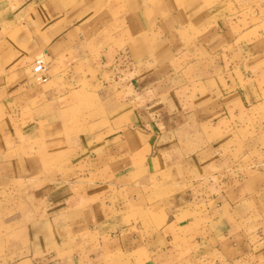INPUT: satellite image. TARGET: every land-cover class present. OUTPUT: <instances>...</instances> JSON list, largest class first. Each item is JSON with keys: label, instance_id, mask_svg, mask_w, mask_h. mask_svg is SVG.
<instances>
[{"label": "crops", "instance_id": "obj_1", "mask_svg": "<svg viewBox=\"0 0 264 264\" xmlns=\"http://www.w3.org/2000/svg\"><path fill=\"white\" fill-rule=\"evenodd\" d=\"M249 6L0 0V264H264V169L227 179L209 110L264 122Z\"/></svg>", "mask_w": 264, "mask_h": 264}, {"label": "rangeland", "instance_id": "obj_2", "mask_svg": "<svg viewBox=\"0 0 264 264\" xmlns=\"http://www.w3.org/2000/svg\"><path fill=\"white\" fill-rule=\"evenodd\" d=\"M258 11L263 19H264V7H254V6H249L244 8V10L242 11V16L243 17H249L250 14H254V11ZM252 11V12H251ZM257 20H253L251 24H257L256 23ZM257 26V25H256ZM259 28L260 30H262V32L264 33V22L259 23ZM222 39V38H221ZM223 41L225 39H222ZM223 47V44L222 46ZM223 49H225L223 47ZM222 49V50H223ZM221 50V55H214L213 56V60H216V62L218 63V59H224V55L223 52H226V50H223L222 52ZM199 61L201 63V60L203 61H207L209 63H212V61H208L207 56L206 55H201L199 54ZM39 58H41L42 60H44V62L46 63L45 59L40 56ZM221 63V62H220ZM219 63V64H220ZM220 66H222L220 64ZM192 74L194 76L199 77V79H203V75H202V70L201 73L199 74V72H197L196 68H194L192 71ZM189 73V72H188ZM200 95H205V91L203 89V87L200 88ZM200 107H201V111H207L206 107H205V103L203 101L200 102ZM87 106L89 108H94V104L93 103H88ZM210 119H211V112L215 111V113H213V119L215 118L214 122L215 125H213L211 122L210 124H212L217 131H221V133L223 135L217 134V139H219V141H217L220 146L217 150V156L216 159L217 160H221V162H223V171L227 173V179H229L232 174L233 180H237L239 181H245L247 176H251L252 174H254L255 172L264 169V122L262 124H260L258 127L260 129L257 128V123L255 122L254 119H249L248 120V124L244 126L243 128V132L240 130V123L241 120L239 117H230L229 113L231 111H229V109L227 108V121L225 120V118H223V112L225 111V109L223 107H221L219 104L216 105V107H210ZM232 110H234L232 108ZM260 111H263L264 108H260ZM252 111H256V108H252ZM220 117H218V113H221ZM94 118H87V121H91ZM211 121V120H210ZM264 121V120H263ZM77 123V119H75V124ZM227 128V135L225 136L227 139V142L224 143V133L223 131ZM257 130L260 132H263L262 134L259 132H257ZM258 138V140H257ZM212 139V136H210V140ZM257 141H260V145H262L261 150H256L255 146L258 144ZM248 144V145H247ZM220 147H222L220 149ZM225 147V148H224ZM220 169V168H218ZM222 171V172H223ZM223 172V173H224ZM222 173V174H223ZM224 175V174H223ZM223 177H221L219 180L216 179H212L215 180V191L212 190L211 195L213 194H218L219 195V183H221ZM213 197V196H212ZM207 198L206 196H203V199Z\"/></svg>", "mask_w": 264, "mask_h": 264}, {"label": "built area", "instance_id": "obj_3", "mask_svg": "<svg viewBox=\"0 0 264 264\" xmlns=\"http://www.w3.org/2000/svg\"><path fill=\"white\" fill-rule=\"evenodd\" d=\"M46 71V65L41 58H37L32 67V74L38 80L39 83L46 82V78L44 77Z\"/></svg>", "mask_w": 264, "mask_h": 264}]
</instances>
